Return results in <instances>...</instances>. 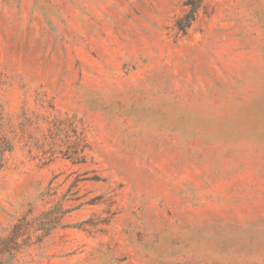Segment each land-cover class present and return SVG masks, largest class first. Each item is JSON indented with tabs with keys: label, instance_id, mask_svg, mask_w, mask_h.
<instances>
[{
	"label": "rangeland",
	"instance_id": "rangeland-1",
	"mask_svg": "<svg viewBox=\"0 0 264 264\" xmlns=\"http://www.w3.org/2000/svg\"><path fill=\"white\" fill-rule=\"evenodd\" d=\"M0 0V264H264V0Z\"/></svg>",
	"mask_w": 264,
	"mask_h": 264
},
{
	"label": "trees",
	"instance_id": "trees-1",
	"mask_svg": "<svg viewBox=\"0 0 264 264\" xmlns=\"http://www.w3.org/2000/svg\"><path fill=\"white\" fill-rule=\"evenodd\" d=\"M201 2L202 0H185L186 11L176 22L177 29L182 34L188 32L191 24L198 17V7Z\"/></svg>",
	"mask_w": 264,
	"mask_h": 264
}]
</instances>
